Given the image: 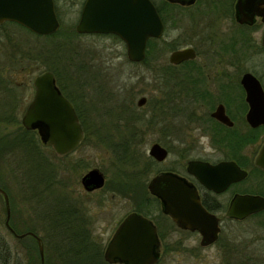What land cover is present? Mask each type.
Returning a JSON list of instances; mask_svg holds the SVG:
<instances>
[{
  "label": "rangeland",
  "instance_id": "374dc122",
  "mask_svg": "<svg viewBox=\"0 0 264 264\" xmlns=\"http://www.w3.org/2000/svg\"><path fill=\"white\" fill-rule=\"evenodd\" d=\"M77 1L58 0V11L65 24L54 41H68L70 44V59L62 60L58 64V69L62 72V84L75 99L84 115L90 138L83 140L79 147L64 157L57 155L51 147L43 145L41 141L38 144L42 158L31 151H13L0 143V183L9 190L11 213L14 209L17 218L20 219L22 231L34 230L39 237L46 240L45 255L48 264H94L92 261L95 251L92 249L96 247L102 252L116 220L135 207V205L130 206L128 197H123L118 192L103 189L91 193L85 191L81 178L94 168L102 171L107 180L115 177V171L111 167V155L103 139L105 132L116 135L118 130L116 126H111L108 122V114L105 110L120 101L123 107L126 104L135 106L149 114L150 104L138 107L137 101L143 96L149 100L160 98L161 82L153 80V74L158 72L161 66L170 64L169 55L172 52L158 51L154 54L155 59L152 58L148 65H134L127 58L126 45L113 36L72 35V31H67L65 27L77 20ZM172 23L173 21L170 29L165 30L164 34V39L168 42L179 38V31L173 29ZM7 33L9 37L3 35L0 38V79L5 81L17 74L11 69L16 66L15 61L19 56L16 47L10 42L11 36L20 40L22 38L32 46L44 43L42 39L20 28H12L11 31L8 29ZM222 68L230 74L229 88L239 89L235 85L237 79L246 71L252 72L254 66L251 63H245L239 66L227 65ZM45 70L46 68L43 67L31 76L25 74V76L15 77L16 80L28 79L24 94L26 98L17 109L20 123L34 96V78ZM176 70L183 73L188 69L181 67ZM15 78L11 77V80ZM2 86L4 85L0 81V108L1 102L6 99V89H2ZM19 132V128L15 125L0 123V137H12ZM199 134L198 129L189 128L184 136L189 142L190 138H197ZM173 139H175L174 135L169 130H161L158 127L148 130L144 136L143 151L148 156L151 146L156 142L164 147L166 143L173 147L166 161L155 166L156 170L150 178L156 174L157 170L175 168L183 172L187 161L193 158L199 157L212 161L220 158L211 150H204L200 145L195 146L194 149L189 146V157L181 159L179 150L185 145ZM201 142L202 145H207L208 139L203 137ZM255 148L256 144L250 145L246 153ZM52 168L55 174L52 178H48ZM52 189H55V192ZM3 200L0 198V222L3 219L6 220ZM64 209H68V212L76 217L74 222L86 231V235L91 234L94 237H92L94 240L87 238L90 241L88 243L90 250L86 255L66 253V250L69 251V244H65L66 232L62 235L60 229L54 232L56 227L52 226L53 224L69 220L68 213ZM74 222H72V229L74 233H77V225ZM158 222L162 226L167 245L162 264H264V214L241 222L225 220L223 226L224 234L229 236L227 238L229 252L224 254L217 246L202 247L201 236L197 232L178 229L169 219L161 216ZM65 227L66 225L63 229ZM2 233V237L12 249L13 257L10 264H27L28 254L33 247L34 255L39 254L36 241L33 242L30 238L19 239L8 230H3ZM37 263L39 264V260Z\"/></svg>",
  "mask_w": 264,
  "mask_h": 264
},
{
  "label": "water",
  "instance_id": "95a60500",
  "mask_svg": "<svg viewBox=\"0 0 264 264\" xmlns=\"http://www.w3.org/2000/svg\"><path fill=\"white\" fill-rule=\"evenodd\" d=\"M188 5L195 0H180ZM239 10L245 21H250L256 12L253 0H239ZM250 18V19H249ZM14 21L32 33L47 36L60 28L53 0H0V24ZM78 34H114L127 48V58L141 63L146 59L147 43L151 38L159 39L164 33V23L151 0H87L84 13L76 26ZM194 58V51L186 48L174 50L169 55V63L178 65ZM241 84L246 91L250 106L247 121L252 127L264 124V91L260 82L251 73H245ZM34 96L27 106L21 124L26 130H36L45 146L52 147L59 156L75 150L84 140L85 132L78 114L59 89L55 75L50 70L38 74L33 81ZM146 97L137 101L143 107ZM219 121L231 126L233 122L219 106L213 113ZM149 156L155 161L164 162L169 152L160 143H154ZM255 164L264 169V143L255 159ZM187 172L194 175L202 185L216 193L224 191L236 180L246 177L247 173L235 162H209L190 160ZM106 176L98 168L85 173L81 184L85 191L100 190L105 186ZM151 195L158 197L163 211L181 229L198 232L200 245L207 247L216 241L220 231L219 218L206 209L198 191L182 177L172 172H159L149 183ZM3 196L6 220L5 226L17 238L35 236L39 243V254L44 261L42 239L34 233L17 234L10 225L11 208L7 192L0 187ZM264 210V197L259 195H237L231 202L226 216L243 220ZM158 243L156 229L146 217L131 213L122 222L117 235L109 243L104 258L108 263L116 259L128 264H153V249ZM150 258V260H149ZM146 260L152 261L146 263Z\"/></svg>",
  "mask_w": 264,
  "mask_h": 264
},
{
  "label": "flooded vegetation",
  "instance_id": "af4514ba",
  "mask_svg": "<svg viewBox=\"0 0 264 264\" xmlns=\"http://www.w3.org/2000/svg\"><path fill=\"white\" fill-rule=\"evenodd\" d=\"M53 1H54L55 12L60 23V28H59L60 30L65 24V21L62 19L61 14L58 11V5H57L58 0H53ZM151 1L155 5L156 10L161 17V14L158 11V5L161 1L158 0H151ZM162 1L174 5L175 7L172 26L174 30L179 31V38L178 40L176 39L178 43V48L176 50L189 48L194 51V58L186 60L178 65H174V66H182L187 62L189 63V67H190L189 68L190 73L188 74V79L190 81L189 90L188 89L176 90L177 95H175V98L172 99L174 105L171 106L170 108H167V110H169L168 111L169 114H171L167 118L168 121L166 123L158 122L157 126L158 128L162 127L164 129L167 127V128H178L182 130L179 132V134H176L174 136L175 139H173V141H178L182 145H185L184 148H187L186 152H188L186 158L189 157L188 155L190 154L189 152L190 149L188 150L189 146H192L190 148L194 149L195 146L197 147L201 145V147L204 150L205 149L211 150L213 154L219 155L220 158L216 161L199 158V157L190 160L209 162L212 165L224 161L235 162L237 166L240 168V170L245 171L247 175L242 179L231 182L224 191L220 193H216L212 190L207 189L204 185H202L194 175L189 174L186 170L187 164L184 167L183 172L177 171L175 169L174 170L168 169V170H158L156 174L159 172L176 173L184 180H186V182H188L190 186H193L198 191L202 204L203 205L206 204V206L212 208V210L209 211L215 214L219 218L220 231L218 233L216 241L210 244L209 246L211 247L217 246L223 254L226 252L228 253L229 240L227 238L229 236L224 234L225 230H224L223 222L225 220L241 222L248 218L254 217V215L264 212L263 210L259 213L250 215L243 220H237L226 216L232 200L237 195L251 194V195H259L264 197V169L255 164V159L264 143V134L260 136V132L261 131L264 132V124L258 127H252L248 123L247 114L249 112L250 106L246 100V91L244 90L241 84V79L243 75L245 73H251L260 82L262 89L264 91V0H253L255 3V8L257 10L255 14L252 16V18L251 19L249 18L250 21L249 20L245 21L243 19V16L241 15L238 7L239 0H195L193 3H190L188 5L182 4L180 0H162ZM86 3L87 0H78L76 3L77 20L75 23L69 26L71 29L75 31H76V26L81 20L82 15L84 13ZM20 27L30 31L26 27L14 21L7 20L2 22L0 24V38L2 37V34L8 29L11 31L12 28L16 29ZM165 30H166V25L164 23L163 36L165 34ZM79 35L116 36L114 34H79ZM181 38L183 39L182 41ZM151 39H155V38H151ZM147 50H148V43H147ZM146 57H147V51H146ZM131 63L140 64L135 62H131ZM245 63H251L254 66L253 71L252 72L246 71L237 79V83H235V85L239 89L229 88L228 82H229L230 74L224 71L222 67L227 65L239 66V65H244ZM180 76L183 75L180 74ZM160 94H161L160 97H163L162 95L164 94V92L161 91ZM158 100L159 99H157L156 101ZM149 101L151 102L149 103ZM153 102H154L153 99L149 100L146 97L145 105L151 103L153 104ZM72 105L74 106L73 103ZM219 106L224 107L225 114L233 122L231 126L219 121L213 116V113L216 111V109ZM146 118L148 119V117ZM79 120L81 123L80 118ZM189 128L195 130L198 129L200 131V134L199 137L197 138L195 137L193 139L190 138V141L188 142L187 141L188 138L185 137L184 135H185V131ZM203 137L208 139L207 145H202L203 143L201 142V139ZM252 144H256V148L251 152L246 153V149ZM165 148L167 149V147ZM179 152L181 157L182 153L183 154L185 153V149L181 148ZM69 154H66L64 156H67ZM151 178H149L147 181L148 194H150L148 190V183ZM106 182H107V177H106ZM95 191H99V190H95ZM128 198H129L128 203H130V206L135 205L134 203H132L131 198L130 197ZM150 198H152V202H146L143 205L144 207L141 208L143 211L142 210L139 211L137 210L136 207H133L131 211L126 213L120 219L116 220L114 227L112 229V233L107 242V245L103 247L102 250L103 259L105 263L128 264V262H121L118 259H116L113 263H108L105 260L104 255L109 243L117 235V232L119 231V228L122 222L125 220V218L131 213H136L150 220L156 229V236L158 243L156 246H154L153 249V256L155 262L146 260V263L152 262L153 264H162L163 257L165 255V252L167 251V245L165 243V235L162 230V226L160 222H158L159 218L160 216L162 218L163 217L167 218L173 223V225L176 226V224L172 221V219L168 215L164 213L161 200L158 197L153 196L151 194H150ZM176 227L178 229H181L178 226ZM181 230L188 231L184 229ZM29 232H32L36 236H38L35 232L31 230H27L24 233H29ZM10 233L14 235L12 232ZM92 237L93 235L87 234L85 238L94 240L92 239ZM25 238H30L33 240V242L36 241L38 253H39V243L36 237L32 235H27L22 239ZM41 239L44 245L45 257H44V261L42 262L39 254V259H38L39 264H48L46 262V255H45L46 240L44 238Z\"/></svg>",
  "mask_w": 264,
  "mask_h": 264
},
{
  "label": "trees",
  "instance_id": "16d2710c",
  "mask_svg": "<svg viewBox=\"0 0 264 264\" xmlns=\"http://www.w3.org/2000/svg\"><path fill=\"white\" fill-rule=\"evenodd\" d=\"M158 11L161 14L163 22L166 25V30L170 29V25L173 20V14L175 11L174 5L168 4L165 1H161L158 5ZM20 29L36 36L40 40L42 39L41 41L44 43H39L38 45L34 44L32 46L23 41L21 37L20 40L17 37L11 36L12 39L10 38V42L14 44V47H16V50L19 55L18 59L15 61L16 66L11 68L12 71L17 74L11 77L15 78L17 75L25 76V74L31 76L35 72L40 71L43 67H45L46 70L52 71L56 77V81L61 92L74 104L77 114L81 119V123L85 131L84 140L89 139L90 131L88 130V127L84 122V115L80 111L79 105L76 103L75 99L67 91L66 87L62 84V72L60 71V69H58V64L61 63L62 60L70 59L69 42L54 41V38H56V36L60 34V30L51 35L40 36L26 30L25 28L20 27ZM65 29L67 31H72V35H79L75 30L71 29L69 26L65 27ZM3 35H6L5 37H9L7 31H5L2 36ZM113 37L115 39H119L116 36ZM177 48L178 43L176 40L168 42L164 39V36L161 39H149L146 60L140 64H133L148 65L149 61H151L152 58L155 59L154 54H157L158 51L163 50L164 52H171L173 50H176ZM181 67H185L188 70L183 73H180L179 71L177 72L176 69ZM189 68L190 67L188 62L182 66H174L171 64H167L164 67L161 66L159 68V71L153 74V80L161 82V86H159V89L164 92V94L162 95L163 97H160L158 101H156L157 99H155L153 104H150L149 114L145 113L144 110L136 108L135 106L131 107L126 104L125 107H123V105L120 104V101L116 102L107 110H105L108 114V122L111 124V126H116L118 132L116 135H112L111 133L108 134L107 132H105L104 135L105 137L103 139V142L109 154L111 155V167L113 171H115V177H111V179L107 180L103 190L118 192L123 197H130L132 202L135 204V207L139 211L142 210L141 208L144 207L143 205L146 202H150V200H152L147 191V181L150 178V175L156 170L155 166L158 164L143 151L142 144L144 142V136L146 135L148 130H154L156 127H158V122L166 123L168 121L167 118L171 114H169V110H167V108H170L174 105L172 99L175 98V95H177L176 90H189ZM180 74H182L183 76H180ZM11 77L7 79L8 81H5V79H0L2 85H4L2 86V89H6V99L1 102L2 107L0 108V123H3L4 125H15L17 126V128H19L20 132L14 134L12 137H0V143L2 145H6L13 151H31L34 152L37 157L42 158L40 156L41 152L39 150L40 148L38 144L41 139L38 135V132L36 130L24 129L18 119L17 109L21 102H23L26 98L24 94L26 92V85L28 79L16 80L15 78V80H11ZM146 117H148V119ZM161 130H169L174 136L176 134H179V132L181 131L178 128L167 127L165 129H162L161 127ZM263 134L264 132L261 131L260 136H262ZM163 143L165 144L166 142ZM165 146L167 147L170 153L173 151L172 145L166 143ZM183 149H185V153H182L181 159L186 158L188 154V152H186L187 148ZM174 169L175 168L169 170ZM54 174V168L50 169V174L48 175V178H52ZM0 187L8 193L11 200L9 190L6 188V186L0 183ZM52 190L55 192V189ZM0 198L1 200H3L1 194ZM204 205L208 210H212V208L206 206V204ZM68 209L64 210H66V213H68L69 220H63L59 223H56L55 225L53 224L52 226L56 227L54 232H56L58 229H60L61 235L66 232L67 239L65 244H69V251L66 250V253L70 252L74 255H86L87 251L90 250L88 249V243L90 241L85 238L86 231H84L83 228H80L74 222V220H76V217L73 216L70 212H68ZM12 210L13 211L11 213L10 219L11 227L16 233H24L25 231H22L20 228V219L17 218L14 209ZM4 213L6 216L5 208ZM261 214H264V212L257 215ZM72 222L77 225V233H74L72 229ZM64 225H66V227L63 229ZM3 230H8L5 226V219L0 222V264H10L11 259L13 257V253L7 241L2 237ZM31 231L34 232V230ZM92 250L95 251V255L92 261L94 262V264H107L105 263L103 259V254L100 250H98L96 247H94ZM29 251L30 250H28V252ZM33 251H35L34 247L33 250L30 251L28 254L29 256L27 264H37L39 254L34 255Z\"/></svg>",
  "mask_w": 264,
  "mask_h": 264
}]
</instances>
